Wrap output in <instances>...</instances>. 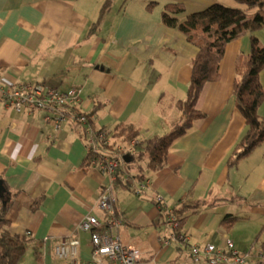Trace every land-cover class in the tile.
I'll use <instances>...</instances> for the list:
<instances>
[{"label": "crops", "instance_id": "0c3cea01", "mask_svg": "<svg viewBox=\"0 0 264 264\" xmlns=\"http://www.w3.org/2000/svg\"><path fill=\"white\" fill-rule=\"evenodd\" d=\"M104 1L0 0V78L61 91L78 89V110L92 113L97 128L130 124L140 130L141 140L167 133L179 118L175 102L185 97L197 47L162 23L163 5L182 3L184 12L177 16L183 18L215 2L238 4L109 0L101 12ZM253 35L264 45V27ZM249 51V34L226 45L219 78L204 85L196 102L204 117L173 142L166 165L148 174L150 185L142 195L114 185L116 214L122 219L118 233L124 244L140 250L138 264H193L186 248L164 246L159 240L165 232L156 225L160 213L151 201L155 193L169 208L191 207L181 219L192 244H222L231 236L220 224L226 215L237 218L232 229L257 223L259 232L264 223V144L235 167L227 166L246 130L232 93L235 60ZM259 81L264 87V69ZM257 113L264 116V100ZM43 116L42 111L16 112L0 103V179L6 194L13 196L5 215L8 230L12 235L30 232L20 264H63L53 253L62 237L78 239L79 257L88 259L89 235L77 226L87 214L103 220L96 203L110 179L86 163L85 142L74 122L54 133ZM136 231H143L145 239L133 237ZM263 240L264 231L255 251L233 242L238 251H250L254 264H264Z\"/></svg>", "mask_w": 264, "mask_h": 264}, {"label": "trees", "instance_id": "16d2710c", "mask_svg": "<svg viewBox=\"0 0 264 264\" xmlns=\"http://www.w3.org/2000/svg\"><path fill=\"white\" fill-rule=\"evenodd\" d=\"M238 6L229 7L215 2L206 8L189 13L183 18L177 15L184 12V5L179 2H169L163 5L162 23L185 35L186 39L197 47L196 55L190 62V79L185 97L175 102V108L180 113L179 118L167 133L153 135L142 139L136 153L128 155L123 168L119 169L114 185L132 189L125 181V171L132 172L136 182L144 181L150 172L163 168L167 162V154L173 142L182 137L192 127L195 119L204 117V113L196 108L197 99L208 82L219 78V64L225 47L245 34L250 35V51L239 53L235 60V77L233 81L234 103L245 120L246 130L233 147L227 159L229 168L247 157L256 147L264 144V116L257 113L259 105L264 100V87L259 81V73L264 69V45L253 35V32L264 27V0H234ZM150 3L148 7L152 6ZM109 6L105 0L101 12ZM253 10V11H252ZM98 22L90 28L93 33ZM91 117L92 113H86ZM113 131L121 140L129 141L140 136V130L134 126L118 125ZM86 163L89 158L86 157ZM5 192L0 196V264H20L27 250L29 238L26 235H12L8 230L5 218L11 206L13 196ZM35 208V206H32ZM190 206L173 209L177 217L188 211ZM157 226L163 225V214L160 213ZM236 217L226 215L221 220V226L227 231L236 221ZM264 231L262 224L257 237ZM260 251L264 256V240L260 242Z\"/></svg>", "mask_w": 264, "mask_h": 264}, {"label": "built area", "instance_id": "2783aa9c", "mask_svg": "<svg viewBox=\"0 0 264 264\" xmlns=\"http://www.w3.org/2000/svg\"><path fill=\"white\" fill-rule=\"evenodd\" d=\"M80 91L70 88L66 91L48 88L43 84H16L0 78V103L11 107L16 112L26 110L28 114L42 111L44 121L54 133L64 124L74 122L80 128L85 142L89 165L108 175L109 182L103 187L97 208L103 213V220L93 214L85 215L77 230L89 235L90 256L79 257V241L73 237H62L54 245L53 253L63 264H138L141 252L132 245L121 241L118 230L122 219L115 209L114 182L119 169L125 167L124 156L136 153L141 139L129 141L115 136V131L97 128L92 123V116L78 110L81 101ZM125 181L130 184L136 195H142L150 185V179L136 182L131 172L125 171ZM152 203L163 214L164 234L159 239L164 246L179 244L187 249V259L193 264H254L250 251L240 252L230 237L219 245L205 243L192 244L189 236L182 230V219L177 217L172 208L165 205L163 196L155 193ZM27 237L30 232H25ZM185 264V263H180Z\"/></svg>", "mask_w": 264, "mask_h": 264}, {"label": "rangeland", "instance_id": "374dc122", "mask_svg": "<svg viewBox=\"0 0 264 264\" xmlns=\"http://www.w3.org/2000/svg\"><path fill=\"white\" fill-rule=\"evenodd\" d=\"M229 7H232V6H229ZM117 188L118 187H116V189ZM233 227H234V224L232 225V227L229 230H227L228 232L230 231L231 236H229V237L233 241H235V239H237L240 242H244L243 245H245L247 247V249H249L252 246V247H254V251L257 250V244L258 243L256 242V237H257V232L259 229L257 223H249V225H246V226L242 225V226H238V227L232 229ZM142 232L143 231H140V232L136 231L135 234H133V237L138 238L140 241L144 240L145 235Z\"/></svg>", "mask_w": 264, "mask_h": 264}, {"label": "water", "instance_id": "95a60500", "mask_svg": "<svg viewBox=\"0 0 264 264\" xmlns=\"http://www.w3.org/2000/svg\"><path fill=\"white\" fill-rule=\"evenodd\" d=\"M127 157L128 156H124V161H126V162L128 161ZM4 192H5V189L3 188L2 182L0 181V196H2Z\"/></svg>", "mask_w": 264, "mask_h": 264}, {"label": "bare ground", "instance_id": "6f19581e", "mask_svg": "<svg viewBox=\"0 0 264 264\" xmlns=\"http://www.w3.org/2000/svg\"><path fill=\"white\" fill-rule=\"evenodd\" d=\"M210 243V242H209Z\"/></svg>", "mask_w": 264, "mask_h": 264}]
</instances>
